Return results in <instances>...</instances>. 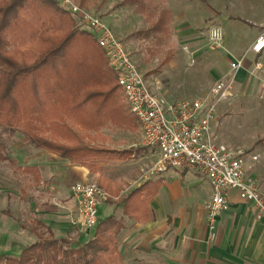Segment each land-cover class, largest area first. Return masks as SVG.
I'll return each mask as SVG.
<instances>
[{
  "label": "rangeland",
  "instance_id": "rangeland-1",
  "mask_svg": "<svg viewBox=\"0 0 264 264\" xmlns=\"http://www.w3.org/2000/svg\"><path fill=\"white\" fill-rule=\"evenodd\" d=\"M73 1L105 21L124 44L148 88L169 103L203 97L218 79L225 77L232 81L234 78L228 98L216 108L212 135L217 143L231 150L260 155L257 161H246V174L256 179L264 193V54L252 57L248 53L251 42L264 31V0ZM71 19L77 29L88 31ZM159 19L165 32L154 30ZM215 27L224 35L220 48H213L208 42L209 31ZM234 58L243 59L242 67L236 72L229 69ZM100 135L91 140L94 146L144 148L141 158L124 162L122 169L128 174L138 170L139 182L151 177L147 172L157 163L159 155L142 146L138 133L104 129ZM0 144L6 147L2 153H9L16 166L40 165L41 179L35 184L33 176L0 161V188L11 191L7 211L16 225L29 227L40 220L54 230L56 237L67 235L74 245L83 243L78 233V212L72 213L69 222L72 232L63 229L58 234V226L63 224L64 203L69 196L63 184H58L57 160L46 151L34 149L22 132L10 133L2 125ZM29 156L40 159L24 163ZM20 235L12 254L35 241L26 231H20ZM5 255L0 254V264Z\"/></svg>",
  "mask_w": 264,
  "mask_h": 264
},
{
  "label": "trees",
  "instance_id": "trees-1",
  "mask_svg": "<svg viewBox=\"0 0 264 264\" xmlns=\"http://www.w3.org/2000/svg\"><path fill=\"white\" fill-rule=\"evenodd\" d=\"M154 28L166 31L161 19ZM117 78L94 35L77 29L60 1L0 0V125L10 133L20 131L34 149L92 170L98 162L133 158L140 149L91 142L103 129L138 131ZM5 148L0 144V161L38 184V167L16 166ZM20 226L35 241L5 264H120L123 224L113 216L100 220L79 245L56 238L40 220Z\"/></svg>",
  "mask_w": 264,
  "mask_h": 264
},
{
  "label": "crops",
  "instance_id": "crops-1",
  "mask_svg": "<svg viewBox=\"0 0 264 264\" xmlns=\"http://www.w3.org/2000/svg\"><path fill=\"white\" fill-rule=\"evenodd\" d=\"M261 55L250 54L252 57ZM136 133L142 140L140 128L132 134ZM142 146L157 153L144 144ZM128 148L140 149L131 159L141 158L145 153L144 148L136 145ZM128 148L107 149L122 151ZM49 156L57 160L58 184H63L69 196L64 203L63 224L58 226V234H62L63 229L72 232L69 222L72 213L78 212L71 193L72 186L75 183H94L108 195V200L98 205V222L113 216L123 224L117 237L120 264H264V218L259 217L250 204L240 200L238 194L232 191L228 194L227 211L216 219L211 230L203 209L211 196V186L195 169H168L155 176L149 177L148 174V179L139 182L138 170L128 174L122 169L128 160L98 162L92 170L50 153ZM39 159V156H29L23 162ZM39 166L32 165L40 171ZM247 177L256 181L251 175ZM11 197L8 188H0V254L6 253L3 264L7 257H18L27 246L12 254L18 243L16 239L21 238L20 231L26 230L21 228L22 224L16 225L7 211ZM80 237L83 243L89 239L82 234ZM56 238L74 243L67 235Z\"/></svg>",
  "mask_w": 264,
  "mask_h": 264
},
{
  "label": "built area",
  "instance_id": "built-area-1",
  "mask_svg": "<svg viewBox=\"0 0 264 264\" xmlns=\"http://www.w3.org/2000/svg\"><path fill=\"white\" fill-rule=\"evenodd\" d=\"M60 3L94 35L109 67L118 75L117 83L139 124L143 144L159 155L149 176L168 169H195L204 176L211 186V196L203 205L211 230L216 219L227 211L228 194L232 191L264 218V193L246 174V161H257L260 155L231 150L217 143L212 135L216 108L228 98L234 78L232 81L225 77L218 79L203 97L169 103L148 88L122 41L99 16L82 9L73 0H60ZM223 37L222 30L215 27L209 31L208 42L213 48H220ZM248 53H264V31L259 33ZM242 63L243 59L232 61L230 71H238ZM71 193L77 205L79 232L89 237L98 222V205L107 201L108 195L94 183H75Z\"/></svg>",
  "mask_w": 264,
  "mask_h": 264
}]
</instances>
